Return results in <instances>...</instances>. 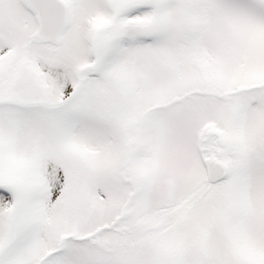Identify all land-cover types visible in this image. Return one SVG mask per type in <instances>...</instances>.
<instances>
[{
  "label": "snow or ice",
  "instance_id": "1",
  "mask_svg": "<svg viewBox=\"0 0 264 264\" xmlns=\"http://www.w3.org/2000/svg\"><path fill=\"white\" fill-rule=\"evenodd\" d=\"M0 264H264V0H0Z\"/></svg>",
  "mask_w": 264,
  "mask_h": 264
}]
</instances>
